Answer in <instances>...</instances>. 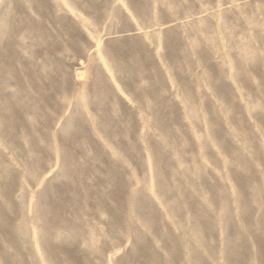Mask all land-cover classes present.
<instances>
[{
  "label": "rangeland",
  "instance_id": "374dc122",
  "mask_svg": "<svg viewBox=\"0 0 264 264\" xmlns=\"http://www.w3.org/2000/svg\"><path fill=\"white\" fill-rule=\"evenodd\" d=\"M0 264H264V0H0Z\"/></svg>",
  "mask_w": 264,
  "mask_h": 264
}]
</instances>
